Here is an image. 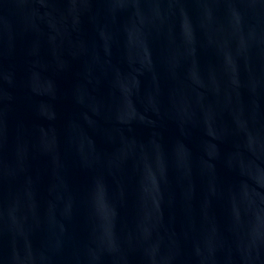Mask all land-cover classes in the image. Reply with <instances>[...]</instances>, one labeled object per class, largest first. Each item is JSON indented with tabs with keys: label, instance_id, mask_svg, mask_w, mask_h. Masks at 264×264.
<instances>
[{
	"label": "water",
	"instance_id": "1",
	"mask_svg": "<svg viewBox=\"0 0 264 264\" xmlns=\"http://www.w3.org/2000/svg\"><path fill=\"white\" fill-rule=\"evenodd\" d=\"M0 264H264V0H0Z\"/></svg>",
	"mask_w": 264,
	"mask_h": 264
}]
</instances>
